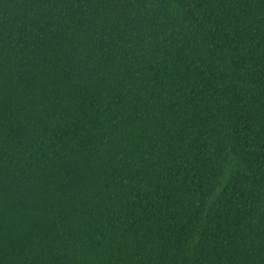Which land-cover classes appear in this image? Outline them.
<instances>
[{
    "label": "trees",
    "instance_id": "1",
    "mask_svg": "<svg viewBox=\"0 0 264 264\" xmlns=\"http://www.w3.org/2000/svg\"><path fill=\"white\" fill-rule=\"evenodd\" d=\"M0 264H264V0H0Z\"/></svg>",
    "mask_w": 264,
    "mask_h": 264
}]
</instances>
